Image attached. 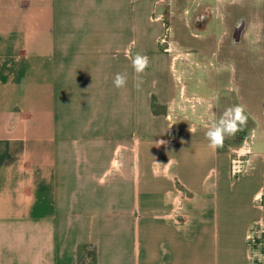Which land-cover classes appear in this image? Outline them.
<instances>
[{
  "label": "crops",
  "instance_id": "obj_1",
  "mask_svg": "<svg viewBox=\"0 0 264 264\" xmlns=\"http://www.w3.org/2000/svg\"><path fill=\"white\" fill-rule=\"evenodd\" d=\"M163 1L0 0V264H264V117L191 124Z\"/></svg>",
  "mask_w": 264,
  "mask_h": 264
},
{
  "label": "rangeland",
  "instance_id": "obj_2",
  "mask_svg": "<svg viewBox=\"0 0 264 264\" xmlns=\"http://www.w3.org/2000/svg\"><path fill=\"white\" fill-rule=\"evenodd\" d=\"M161 5L171 77L178 86L180 106L196 114L191 124L211 121V113H206L210 102L211 112L222 105L229 109L228 98L234 109L264 117V0H164ZM242 17L245 26L240 40L234 41L232 25ZM204 95L213 97L209 106L201 104ZM243 130L247 138H264V126L254 118Z\"/></svg>",
  "mask_w": 264,
  "mask_h": 264
},
{
  "label": "clouds",
  "instance_id": "obj_3",
  "mask_svg": "<svg viewBox=\"0 0 264 264\" xmlns=\"http://www.w3.org/2000/svg\"><path fill=\"white\" fill-rule=\"evenodd\" d=\"M147 63H148L147 57L140 54H137V56L133 59V67L138 73L143 72V70L147 67ZM113 83L118 88L123 87L126 83V79L124 76L118 73L116 74ZM234 111L236 113V119L243 121L244 117L242 116V111H243L242 108L237 107L234 109ZM189 130L191 131V129ZM222 132L223 129L217 127L215 131H209L207 133V136L209 137L213 145H217L222 142V138H223Z\"/></svg>",
  "mask_w": 264,
  "mask_h": 264
},
{
  "label": "built area",
  "instance_id": "obj_4",
  "mask_svg": "<svg viewBox=\"0 0 264 264\" xmlns=\"http://www.w3.org/2000/svg\"><path fill=\"white\" fill-rule=\"evenodd\" d=\"M161 40H165L164 35L161 37ZM242 154V152H236L232 158L231 171L235 174L241 172L244 169V159Z\"/></svg>",
  "mask_w": 264,
  "mask_h": 264
},
{
  "label": "flooded vegetation",
  "instance_id": "obj_5",
  "mask_svg": "<svg viewBox=\"0 0 264 264\" xmlns=\"http://www.w3.org/2000/svg\"><path fill=\"white\" fill-rule=\"evenodd\" d=\"M204 18L205 17H203V19L201 20L204 21ZM244 26H245V19L243 17L238 19V22L232 25L231 37L233 38L234 41L240 40V33L242 32Z\"/></svg>",
  "mask_w": 264,
  "mask_h": 264
},
{
  "label": "water",
  "instance_id": "obj_6",
  "mask_svg": "<svg viewBox=\"0 0 264 264\" xmlns=\"http://www.w3.org/2000/svg\"><path fill=\"white\" fill-rule=\"evenodd\" d=\"M237 38V37H236Z\"/></svg>",
  "mask_w": 264,
  "mask_h": 264
}]
</instances>
